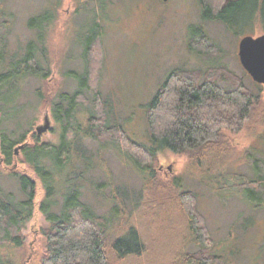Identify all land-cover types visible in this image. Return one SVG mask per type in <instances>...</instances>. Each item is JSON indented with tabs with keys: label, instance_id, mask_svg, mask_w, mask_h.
<instances>
[{
	"label": "rangeland",
	"instance_id": "rangeland-1",
	"mask_svg": "<svg viewBox=\"0 0 264 264\" xmlns=\"http://www.w3.org/2000/svg\"><path fill=\"white\" fill-rule=\"evenodd\" d=\"M254 4L253 0H247L239 24L228 29L219 20L202 18L200 0H4L0 36L6 32L5 67L22 57L31 40L45 53L37 56L48 76L26 77L20 83L22 92L18 99L19 104L26 105L18 117L19 131L26 128L25 121L32 120L40 142L59 141L60 127L53 118L51 105L59 101L61 92L71 93L77 88L70 74L82 72L81 40L86 38L95 20L102 28V35L92 52V85L102 92L110 123L121 126L138 142L156 145L148 131L147 109L173 69H199L202 81L201 69L224 66L258 98L251 116L240 126L226 125L221 129L229 151L226 177H219V183L215 179L199 182L196 176L206 178L207 173L190 166L187 154L157 148L152 166L154 176H147L115 147H102L95 138L78 135L75 144L86 148V155L91 157L85 159L91 164L83 171L82 181H74L79 184L81 198L97 213L108 215L110 198L117 197L126 208L121 207V220L125 218V226L140 231L144 240V253L137 258L129 257L122 264H172L182 248L185 228L178 212V194L184 189L195 192L196 198L191 197L192 208L203 215L201 220L213 238V251L221 256L223 264H264V206H252L249 198L234 185L237 176V179L253 176L247 150L264 159V83L251 78L238 56L242 36L264 33V7L255 8ZM46 12L50 19L43 30L31 29L29 20ZM254 12L259 13L254 15ZM7 22L11 23L9 27ZM201 30L221 47L222 52L217 56L192 51L190 37ZM42 31L43 35L39 36ZM36 88L44 92V101L37 99ZM80 116L85 124L86 115L82 112ZM37 127L45 129L38 134ZM0 168V183L5 190L17 192L20 188V177L13 175V170L27 173L36 181L33 216L22 230L25 244L17 251L11 250L9 256L4 246L0 248V264H17L21 258L23 264H39L45 251L42 230L48 226L38 209L44 196L42 183L18 160L10 166L0 164ZM80 172V168L75 169L68 178L73 180ZM150 176L153 179L146 180ZM177 178L182 182L179 191L173 186ZM110 179L113 186H106L100 192ZM147 182L151 183L150 187Z\"/></svg>",
	"mask_w": 264,
	"mask_h": 264
},
{
	"label": "trees",
	"instance_id": "trees-1",
	"mask_svg": "<svg viewBox=\"0 0 264 264\" xmlns=\"http://www.w3.org/2000/svg\"><path fill=\"white\" fill-rule=\"evenodd\" d=\"M200 1L202 18L219 20L228 29L238 25L246 12L244 6L247 0ZM253 1V7H264V0ZM3 2L0 0V18L5 13ZM257 13L254 12V15ZM49 19L46 12L31 18L28 25L41 31ZM10 25L7 22V27ZM5 35L6 32H3L0 36V164L10 166L18 160L32 170L42 183L44 196L38 209L48 226L42 230L45 251L39 264H122L129 257L137 258L145 251L141 232L132 226H125V218L121 220V207L126 208L117 197L110 198L112 203L108 215L97 213L81 198L79 184L74 181H82L83 171L91 164L85 159L91 157L86 155V148H78L75 144L79 134L95 138L102 147H115L140 173L147 176H154L152 166L157 148L162 147L173 153L187 154L190 166L208 174L206 178L196 176L201 183L211 179L219 183L221 177H226L224 172L229 146L222 138L221 129L226 125L240 126L251 116L254 101L258 98L224 66L200 68L204 73L202 81L199 69L176 68L170 71L147 109L148 131L156 147L145 145L130 137L121 126L110 123L102 92L92 85V52L102 35V28L95 20L86 38L81 40L82 72L70 74L76 80L77 88L71 93L61 92L59 101L51 105L53 118L60 127L59 141L40 142L33 131L32 120L25 121L26 128L19 131L21 122L18 117L26 105L19 104L18 99L22 92L20 83L26 77L44 79L48 76L41 58L37 56L45 53L35 40H31L22 57L5 67L7 62L3 52L8 48ZM189 41L192 51L197 53L217 56L222 52L204 30L191 35ZM6 59L9 61L8 56ZM34 93L37 99H46L41 88H36ZM82 112L86 115L85 124L81 122ZM246 156L253 176L238 179L237 176L234 185L249 198L252 206H264V159L250 150H247ZM78 168L81 175H76L73 180L68 178ZM211 170L212 177L209 176ZM11 173L20 177L17 192L5 190L0 183V248L4 246L7 249L6 256L11 250L23 248L25 236L22 230L33 216L36 196V181L30 175L14 170ZM152 176L146 180L151 181ZM150 184L147 182V187ZM106 186H113L112 179L100 192ZM173 186L179 191L181 180L177 178ZM179 194L178 212L185 229L182 232V248L173 257L172 264H223L221 256L213 251V238L201 220L203 215L192 208L191 197L196 198L195 192L184 189ZM192 246L195 250L189 249ZM17 264H23L22 258Z\"/></svg>",
	"mask_w": 264,
	"mask_h": 264
},
{
	"label": "water",
	"instance_id": "water-1",
	"mask_svg": "<svg viewBox=\"0 0 264 264\" xmlns=\"http://www.w3.org/2000/svg\"><path fill=\"white\" fill-rule=\"evenodd\" d=\"M238 56L242 67L251 78L256 83H264V33L258 36H242L238 43ZM44 129V127H37L36 132L41 134ZM17 151L16 147V154Z\"/></svg>",
	"mask_w": 264,
	"mask_h": 264
}]
</instances>
